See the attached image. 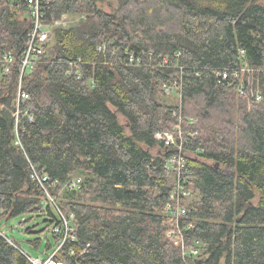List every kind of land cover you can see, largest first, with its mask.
Returning a JSON list of instances; mask_svg holds the SVG:
<instances>
[{"label": "trees", "instance_id": "16d2710c", "mask_svg": "<svg viewBox=\"0 0 264 264\" xmlns=\"http://www.w3.org/2000/svg\"><path fill=\"white\" fill-rule=\"evenodd\" d=\"M43 3L47 24L81 20L54 31L19 101L33 23L27 0H0V60L14 58L0 79V224L45 212L57 220L33 165L75 215L77 241L66 249L76 255L61 254L70 264H198L167 237L178 225L185 246L207 245L206 264H264V0ZM243 60L261 101L239 94ZM178 125L197 135L184 147L195 197L175 220L165 165L175 150L155 134ZM77 177L78 189L62 191ZM0 264L32 263L0 234Z\"/></svg>", "mask_w": 264, "mask_h": 264}, {"label": "built area", "instance_id": "2783aa9c", "mask_svg": "<svg viewBox=\"0 0 264 264\" xmlns=\"http://www.w3.org/2000/svg\"><path fill=\"white\" fill-rule=\"evenodd\" d=\"M44 0H27L29 15L31 17L33 26L29 34L30 42L28 47L23 53V69L19 80V101L22 99L28 100L29 96L22 90V79L27 72L33 71L35 65L40 61L41 57L45 54V48L51 43L54 31L58 28H68L70 27L71 15H64L59 21L53 24H47L44 22ZM72 26V25H71ZM242 58L245 57L244 50L240 51ZM165 61H167L165 59ZM14 62V58L10 54H6L0 60V71L3 75H8L11 71V66ZM246 77L248 86L246 87L245 82L241 83L239 86V94L246 95L248 98H252L256 101L262 100V94L260 90L254 85V73L256 70L250 69L245 60H243L241 69L239 70ZM264 73V69L262 70ZM236 71L235 75H238ZM79 75V72H77ZM165 92L168 95L173 96L176 94V87H165ZM174 95V96H175ZM19 106V105H18ZM26 117L29 122L34 121V116L26 112ZM16 119V137H19V121L20 113L19 110L15 114ZM191 124H194V120H189ZM197 135V134H196ZM192 132L184 133L181 125H178L173 132H158L155 134V139L158 142L164 144L166 148H172L174 153L165 159L166 169L173 172L175 176L174 187H173V205L168 207V215L175 220H180L187 215L186 204L195 197V192L192 189V172L187 168L186 158L184 156L185 145L189 143V139L196 136ZM16 144L21 145L20 141L17 140ZM31 179L37 185L39 190L43 191L45 194V207L55 209L58 213L57 220H54L50 224V233L56 240V244L51 254L47 255L45 259L33 258L27 255L20 248V251L30 260L32 264H70L68 261L61 259L62 253H67L70 256L76 255V250L73 246L66 249L69 243H74L77 241L76 238V227L74 225L75 215L73 213L66 214L59 207V195H54L51 192L50 186L48 185V177L41 175L35 166H31ZM82 183V178L77 177L70 180L62 189L64 190H76L80 187ZM20 226V225H19ZM178 225L167 232V237L174 240L177 247L182 249L183 258L186 261L195 259L198 261L203 260L204 262V252L207 249V245L203 242L196 240L190 247L185 246V236L184 233L187 229H181ZM191 228V225L188 229ZM0 234L8 240L9 243L17 246V244L10 240L6 234L0 232ZM84 251L80 253L83 255ZM198 264H200L198 262Z\"/></svg>", "mask_w": 264, "mask_h": 264}, {"label": "rangeland", "instance_id": "374dc122", "mask_svg": "<svg viewBox=\"0 0 264 264\" xmlns=\"http://www.w3.org/2000/svg\"><path fill=\"white\" fill-rule=\"evenodd\" d=\"M102 9L109 11L110 8L107 4H105L102 6ZM80 20L81 17L71 16L70 26L77 24ZM2 75L3 73L0 71V79L2 78ZM172 99L174 100H168V102L177 103L175 97ZM120 119L124 124L125 119L122 117H120ZM45 213L34 216H22L12 219L9 222H2L0 224V232L6 234V236L10 240L14 241L17 244V247H19L27 255L33 258L41 257L42 259H45L47 255L51 254L56 244L55 238L50 233V218ZM52 213L58 217V213L55 209H52ZM28 229H30L29 232H27ZM37 242L39 244L36 248L34 244Z\"/></svg>", "mask_w": 264, "mask_h": 264}, {"label": "water", "instance_id": "95a60500", "mask_svg": "<svg viewBox=\"0 0 264 264\" xmlns=\"http://www.w3.org/2000/svg\"><path fill=\"white\" fill-rule=\"evenodd\" d=\"M199 263H200V264L203 263V260L199 261Z\"/></svg>", "mask_w": 264, "mask_h": 264}, {"label": "bare ground", "instance_id": "6f19581e", "mask_svg": "<svg viewBox=\"0 0 264 264\" xmlns=\"http://www.w3.org/2000/svg\"><path fill=\"white\" fill-rule=\"evenodd\" d=\"M175 119V118H174Z\"/></svg>", "mask_w": 264, "mask_h": 264}]
</instances>
